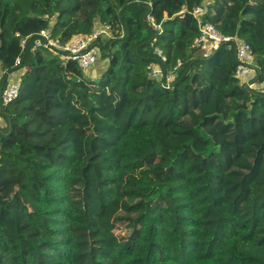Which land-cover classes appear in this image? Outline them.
<instances>
[{
	"label": "trees",
	"instance_id": "1",
	"mask_svg": "<svg viewBox=\"0 0 264 264\" xmlns=\"http://www.w3.org/2000/svg\"><path fill=\"white\" fill-rule=\"evenodd\" d=\"M197 8L262 80L264 0H0V69L20 82L1 108L0 264H264V92L225 48H193ZM103 26L87 71L34 49Z\"/></svg>",
	"mask_w": 264,
	"mask_h": 264
},
{
	"label": "built area",
	"instance_id": "2",
	"mask_svg": "<svg viewBox=\"0 0 264 264\" xmlns=\"http://www.w3.org/2000/svg\"><path fill=\"white\" fill-rule=\"evenodd\" d=\"M203 14L202 8H197L194 11L196 19V27L198 35L194 40L193 48H195L203 58H209L220 48H225L231 52L235 61V77L239 79L241 84L246 89L264 92V78L260 81L256 80L258 71L254 67L255 58L250 47L242 40L222 35L212 24L206 23L201 19ZM150 24L157 30L159 27L154 24L152 18H148ZM40 40L34 44L35 48H45L56 53L62 52L72 60H74L82 71L89 70L97 60L99 55L96 41L100 38H110L111 31L108 26L95 28L88 35H74L66 43L62 44L57 39H52L50 31H42ZM25 45V40L21 42V47ZM157 56L164 61L165 58L161 55V51L154 50ZM179 65V62L177 63ZM148 75L151 78H160L161 71L156 65L148 67ZM172 79L168 75L166 82L169 83ZM20 82L14 80L10 75L5 78L4 72L0 69V127L3 125L1 117V108L12 103L19 95Z\"/></svg>",
	"mask_w": 264,
	"mask_h": 264
},
{
	"label": "crops",
	"instance_id": "3",
	"mask_svg": "<svg viewBox=\"0 0 264 264\" xmlns=\"http://www.w3.org/2000/svg\"><path fill=\"white\" fill-rule=\"evenodd\" d=\"M15 75H16V74H15ZM11 77L14 78V77H16V76H13V75H12ZM14 80H17V79L14 78Z\"/></svg>",
	"mask_w": 264,
	"mask_h": 264
},
{
	"label": "rangeland",
	"instance_id": "4",
	"mask_svg": "<svg viewBox=\"0 0 264 264\" xmlns=\"http://www.w3.org/2000/svg\"><path fill=\"white\" fill-rule=\"evenodd\" d=\"M15 76H17V75H15ZM15 79H17V77H14Z\"/></svg>",
	"mask_w": 264,
	"mask_h": 264
},
{
	"label": "water",
	"instance_id": "5",
	"mask_svg": "<svg viewBox=\"0 0 264 264\" xmlns=\"http://www.w3.org/2000/svg\"><path fill=\"white\" fill-rule=\"evenodd\" d=\"M246 89V88H245Z\"/></svg>",
	"mask_w": 264,
	"mask_h": 264
}]
</instances>
